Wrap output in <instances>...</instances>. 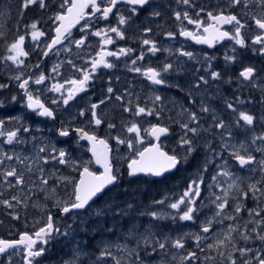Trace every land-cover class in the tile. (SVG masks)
Segmentation results:
<instances>
[{
    "label": "flooded vegetation",
    "instance_id": "af4514ba",
    "mask_svg": "<svg viewBox=\"0 0 264 264\" xmlns=\"http://www.w3.org/2000/svg\"><path fill=\"white\" fill-rule=\"evenodd\" d=\"M105 3H101L100 7L103 8ZM27 8L31 10L26 13V8H23L21 15L24 24L35 22L39 28L47 27L41 23L43 12L40 6ZM137 8V13L132 14L131 6L122 0L105 19L100 13L91 15L89 7L85 10L89 15L72 27L71 34H66L60 44L47 51L53 30L59 24V21H55V15L65 10L61 9V5L56 6L51 29H48L49 34L39 37L35 53L29 52L23 57V64L18 65L26 72L19 75V80L5 78L2 74V71L11 68L5 60V46L12 44L14 36L18 38L25 34H0V42L6 39L5 46L0 50V85H6L0 88V120L4 121L3 125H0V131L4 133L0 136V159L3 160L0 167L4 164L10 166L8 170L0 172V201L9 200L13 204V207L9 208L2 203L5 221H0V240H19L24 233L36 239L35 233L46 226L48 217L51 216L53 226L59 229V232L53 231L46 238V244L37 240L34 249L43 247L45 251L41 256L34 258L33 263L37 258L48 264L74 259L69 246L78 242L84 249L86 264H116L117 261L120 264H137L132 256L126 261L120 253L133 250L139 255L142 250L140 237L144 235L146 225L137 222L135 214L145 213L150 203L166 195H170L174 203L177 202L194 178L199 184L200 194L194 197L197 211L193 219L186 221L179 218L186 210L184 204L179 209H172L177 213L174 219H179L178 222L168 219L169 222L153 226L155 232L147 233L149 241H153L152 244H155L157 239L160 242L167 240L165 249L157 247L152 253L146 254L142 264H181L182 257L189 252H195L197 259L184 260L183 264H229L219 257L216 249H209L207 245L215 244L217 239L224 238L230 226L236 229L231 233L236 247L252 248L254 252L260 251L264 254V242L255 238L244 241L240 235L242 232H247L252 237H255L256 233L264 235V223H257L264 221V163H261L264 161V43L255 42L256 36H264V30L259 29L253 19L264 18V7L258 0H247V6L243 0L239 5H232L231 0H190L189 4H184L182 0H149L147 5ZM221 11L225 15H236L244 24L241 29V37L245 41L243 45L230 38L235 32L234 24L219 25L220 30L228 32L230 36L211 45L198 43L191 37L180 35L181 31H190L207 36L203 27L213 23L207 13L216 15ZM176 12L181 13L180 19L176 18ZM185 12L188 13L189 19L199 20L203 26L197 27L196 24L189 23V19L183 16ZM120 15L127 19L123 25L119 24ZM85 24L88 27H85ZM114 27L123 33V37L109 31ZM145 29L150 31L146 32ZM96 31L106 33L113 42L104 44L106 36H96ZM168 33L173 35L169 36ZM82 38L85 42L78 47L74 41ZM145 39L152 41L158 50L149 51L152 45L143 44ZM102 48L113 53H119L120 49L129 51L126 54L105 57L113 67H98L85 91L77 93L74 99L65 105L63 97L67 95L68 89L73 87L66 81L82 79L83 73L80 70L90 71L91 61L98 58L97 53ZM46 51L47 56L44 55ZM183 52H191L193 55L190 58L183 55ZM142 53L143 58L139 59ZM133 61H136L135 65ZM168 64H171L172 68L163 71ZM150 67L160 71V78L165 83L154 84L143 75ZM248 67L254 68L255 72L250 79H245L240 73ZM133 68H140L141 71H133ZM33 70L39 71V77L44 75L46 79L36 84V78L32 77ZM212 72L219 73V77L213 78ZM201 76L207 81L206 84L199 80ZM25 79L29 81L27 91L53 112L52 117L40 115L39 109L27 107L26 91L19 86ZM56 83L64 85L60 92L52 90L53 84ZM109 87L113 88V93L107 92ZM117 96L122 99L117 100ZM157 96L160 100H156ZM12 97L16 99L13 100ZM100 101L104 103L101 104ZM92 104L98 105L95 112L96 118L102 121L100 125L95 124ZM228 104L232 107L229 108ZM192 105L196 106L198 116L195 124L197 142L195 137V151L183 159L186 147H172L165 143L171 135L175 137L173 132L177 133L181 127L179 128V124H175L172 118L170 123L165 124L161 119L177 114L180 107L187 108ZM137 106L145 108L146 111L137 114ZM126 108L130 111H125ZM202 108H207L208 111H202ZM148 110H151L152 114H148ZM241 112L253 116V123H245L240 118ZM144 116L159 118V121H153L147 131L148 143L135 150L130 157H122L123 150L118 139L122 140L121 136L128 128L131 118ZM221 121L224 127H217ZM110 124L114 127L109 128ZM154 125L168 128V132L161 135L156 144L169 155L181 158V163L159 178L149 174L129 175L127 163L137 158V153L147 145L153 144L154 137L150 135V130ZM77 129H83L88 135L107 142L109 159L117 180L94 198L86 209L63 213L61 207L72 198L74 183L79 181L83 168L88 167L97 175L103 172L90 152L89 143L81 137ZM11 131H16L17 136L9 143L7 133ZM62 131L69 134L62 136ZM184 135L185 132L178 133L179 138ZM190 136L188 133L186 138ZM31 143H35L34 148ZM44 145L52 147L44 148ZM28 146L30 150H37L41 173L35 183L22 192L19 206H16L11 198L17 196V188L25 187L23 165H20L23 158L17 159L16 153L19 150L25 153ZM41 148L44 149L43 152L40 151ZM61 150L66 153V164L59 163L58 154ZM236 153L246 157L252 156L254 160L242 166L235 159ZM6 156H12L13 159L8 160ZM53 156L57 159L53 160ZM189 164L195 165L196 169L189 170ZM215 166L230 167L233 171H243L244 174H207V167ZM13 168L23 177V184L17 185L14 177L5 180L4 174ZM219 177H222V181ZM45 179L47 184L42 182ZM172 179L174 181L171 187ZM154 180L158 186L161 185L158 191L151 182ZM232 181L233 187L229 188ZM250 184H255L261 191L254 196L249 190ZM148 185V189H140V186L147 188ZM242 192H248V195L245 197ZM217 197L228 201L222 211L218 210L214 203ZM238 205L241 207L239 213L235 211ZM218 211L220 214L216 215ZM126 215L133 221H124L122 216ZM80 216H84L83 222H80ZM208 220L212 221V227L208 233H204L202 228ZM252 229H256V232H252ZM197 235L201 237L200 241L195 239ZM179 236L183 238L182 249L172 246V241L180 238ZM150 245L142 244V247ZM105 250L110 251L111 256L101 257V252ZM221 250L227 253L232 251V248L229 246ZM232 255L238 264L243 259L238 252H232ZM252 255L249 254L248 258ZM26 257L25 246L18 245L0 254V264H27ZM205 257L215 259L206 260ZM252 264H256V261L253 260Z\"/></svg>",
    "mask_w": 264,
    "mask_h": 264
},
{
    "label": "snow or ice",
    "instance_id": "6c2138e0",
    "mask_svg": "<svg viewBox=\"0 0 264 264\" xmlns=\"http://www.w3.org/2000/svg\"><path fill=\"white\" fill-rule=\"evenodd\" d=\"M122 2V0H100L98 3V0H63V3L61 4V9H65L62 12H59L55 15V21H59V25L56 27L55 32V38L52 40L51 44H49L47 47L49 50H51L55 45L60 44L63 39L66 38V34H71V29L76 24H79L81 20H84L89 13H87L85 10L91 7V15H95L96 13H100L102 18H107L110 13H112L113 9L116 7L118 3ZM123 2L127 3L129 6H131V13L136 14L138 11L137 6H140L141 8L144 5H147L149 3V0H123ZM184 4H189L190 0H182ZM232 5H239L242 0H231ZM245 3V6H247V0H243ZM259 4L264 7V0H258ZM39 3V6L41 8L46 7L45 0H23L22 7L27 8L32 4ZM101 3H105V6L103 8L100 7ZM203 11V9H201ZM154 15H159V13H154ZM175 16L177 19L181 18V13L176 12ZM183 16L185 19H189L188 13H183ZM207 16L209 20L213 21V23L208 24L207 26L203 27L204 33H207V36H200L198 34H195L190 31H181L180 35L185 37H191L192 39L196 40L198 43H207L211 45L217 40H223L226 37H229L230 34L226 31H221L219 25L223 24H234L235 25V32L231 35V39L235 40L237 44L243 45L245 43L244 39L241 37V29L244 27V24L241 23V21L237 18L236 15H225L223 11L220 13L214 15L212 12H208ZM255 20V24L258 26L259 29L264 30V18H256L253 17ZM127 22V19L125 16L120 15L119 16V24L123 25ZM189 23L196 24L197 27L203 26L199 20H191L189 19ZM85 27H88L87 24H85ZM31 28L33 31L31 32V36L33 40L38 39L39 37L43 36L44 33L37 30V24L32 23ZM109 31L116 33V35L123 37V33L120 32L118 28H111ZM145 31H150V29H145ZM105 35L106 33H102L101 31H96L94 35L101 36ZM169 36H172L173 33H168ZM24 41L25 36L20 35L18 38L9 46V52L12 53V55H9L7 57L8 60L13 61L16 64H23V60L20 58L23 56H27L28 53L24 50ZM84 39L76 40L74 43L79 47L84 44ZM113 41L110 37H107L104 39V44H111ZM256 43H264V36L258 35L255 37ZM143 44L149 45L151 44V48L149 51L155 52L158 49L156 48L155 44L152 41H149L147 39L143 40ZM129 50L120 49L119 53H113V52H107L104 51L103 48L100 52L97 53V59H93L91 61V70L85 71L81 69L83 76L82 79L79 80H71L66 81V83H70L73 87L68 89L67 95L63 97V103L67 105L69 101L73 100L77 93L85 91L87 88L88 82L92 79V74L97 71V68L100 66H103L105 68H112L113 65L105 59L107 56H115L119 54H126V52ZM264 51V49H262ZM185 56L192 57L191 52H183L182 53ZM45 56L48 55V52L46 51L44 53ZM143 58V53L139 57V59ZM71 63V62H70ZM133 65H135L136 61L132 62ZM172 68L171 64L165 65L163 71H168ZM56 69L54 68L53 71ZM133 71L140 72V68H133ZM255 72V69L252 67L245 68L240 75L245 79H250ZM143 75L148 78L152 83L154 84H163L165 81L161 79V73L160 71H157L154 68H147ZM213 78L219 77V73L212 72L211 73ZM15 79L19 80L20 77H16ZM46 77L44 75H41L38 79H36L35 83L40 84L42 83ZM200 81L204 82L205 84L207 81L203 76L199 78ZM29 81L25 79L22 83H20V88L24 89L26 91L27 95V107L30 109H39V114L43 116H53V112L44 106V104L36 97H34L30 92L27 91V85ZM199 86L198 84L196 85ZM6 87V85H0V88ZM64 87V85L56 83L53 84L52 90L56 92H60L61 89ZM108 93H113V88L109 87L107 89ZM13 100H15V97H12ZM117 100L122 99V97L117 96ZM156 100H160V97L157 96ZM53 103H56V101H53ZM100 103H104V101H100ZM98 107L97 104H92V115L95 121L96 125L101 124V120L96 118V112L95 109ZM228 107L231 108L232 105L228 104ZM125 111H130V109H125ZM146 111L145 108L137 106V114L144 113ZM202 111H208L207 108H202ZM148 114H152L151 110H148ZM81 115H83V112H81ZM158 115V113H157ZM240 118L247 124L253 123V116L247 114V113H240ZM189 120L193 123L198 121L197 114L195 112L189 113ZM4 121L0 120V125H3ZM114 127V125H109V128ZM182 129L185 131L184 137L181 138L180 144L182 146L186 147V153L185 157L183 159L187 158L188 154H191L193 151H195V148L193 146L192 140L186 138L187 134L191 132L192 134L197 133V127H190L189 123H184L181 125ZM217 127H224L223 122L221 121L219 124H217ZM25 131H28V129H24ZM77 132L81 133L82 138H87L88 140L93 142V154L96 156V163L101 164L103 166L104 171L97 175L96 173H93L89 170L88 167H84L83 171L80 172V179L78 182L74 183V191L73 196L68 201H66L63 206L61 207V211L63 213H69L73 210H81L86 209L90 206V202L94 201V198H97L99 195H101L104 190L107 188V186L114 184V182L117 180V175L114 174V170L112 167V164L109 159V150H108V144L105 140H98L97 137L88 135V133L84 132L83 129H77ZM130 133H137V138L139 141V132L140 129L137 127L136 124H132L131 127L127 129ZM168 132V128L166 127H160L154 125L151 129L150 134L154 136L157 140L160 138L161 135L166 134ZM69 133L67 131H62L60 135L67 136ZM4 135L2 131H0V136ZM17 132L11 131L7 133V139L8 142L11 143L14 138H16ZM118 139V138H117ZM118 143H125L123 140L118 139ZM128 147L132 148L133 144L131 141H128ZM102 146L103 151H97L96 145ZM41 152L44 151L43 148L40 149ZM55 151V149L53 150ZM6 155V154H5ZM139 159H133L131 163L128 165L130 172L129 175H135L137 173H147L154 176H160L166 171L172 170L177 167L178 164L181 163V158H178L176 155H169L168 153L164 152L158 144H153L151 147H146L143 149V151H140L137 153ZM235 159L239 162L240 165H246L249 164L254 160V157L252 156H244L240 155L238 153L234 154ZM59 163L66 164L68 163L66 159V153L61 150L59 151ZM8 160L13 159L12 156H6ZM18 159V157H17ZM53 160H56L57 157L53 156ZM3 160L0 159V163H2ZM261 163H264L262 161ZM224 176H230L231 174L227 171H222L221 173ZM5 180H7L8 177H14L16 184H23V177L21 175H18L16 170L13 168L10 171H7L5 174ZM63 179V178H62ZM215 180L216 177H213ZM44 184H47V180L42 181ZM202 182V180H201ZM11 186V185H10ZM233 185L230 184L229 188H232ZM249 190L252 192V194L255 196L257 192H260L261 189L257 188L255 184H250ZM190 193L192 194L190 196ZM200 189L199 184L197 181H192V183L189 185L188 190L184 192V194L180 197V199L172 203L170 207L172 209H179L182 204L185 205L186 210L183 211L182 215H180L181 220L190 221L193 219L194 213L197 211V208L195 206V199L194 197L199 196ZM228 193L225 191V196H227ZM243 196H247L248 192H242ZM187 198V199H186ZM13 201H18V198L16 196H13L11 198ZM219 201V202H217ZM0 203H3L7 205V207L12 208L13 204L9 200H3L0 201ZM158 203H163V201H159ZM216 207L218 210L222 211L225 209V207L228 204L227 199L221 200L220 197L216 198ZM220 211L216 213V215L220 214ZM237 213L241 211V207L238 205L235 209ZM252 212L250 211V215ZM259 215V213H256ZM150 215L154 218L158 217V214L153 212L150 213ZM257 223H264V221H257ZM212 227V221L208 220L206 224L203 226L202 231L204 233H208ZM245 228H247V225H245ZM59 232V229L54 228L52 223V217H48V222L45 227H42L39 229L38 232L35 233L36 239H33L32 236H30L27 233H24L20 236L19 240L15 241H6V240H0V254L6 253L8 249L14 248L18 245H24L27 250V264H33V259L36 257L41 256L45 249L43 247L39 249H34V246L37 243V240L43 241V243H47V237L50 236V234L53 232ZM236 231L235 228L232 226L229 227V231L224 234V238L217 239L215 244H209L207 247L209 249H216L217 253L222 260H226L229 262V264H238L237 259L233 258L232 252H238L239 256L243 259L239 261V264H252V261L255 260L256 264H264V254H262L260 251H255L252 248L242 247L238 248L236 247L234 243V238L231 235L232 232ZM252 232H256V229H252ZM241 238L244 241H249L250 239H258L261 242H264V235H261L260 233H256L255 237H252L247 232H242ZM197 241L201 240V237L197 235L195 237ZM142 240L144 243H149V237L143 236ZM167 240L164 242H160L158 239L156 240V244L158 245L159 249H165ZM172 246L176 249H182L184 248L183 238H178L174 241H172ZM231 246L232 251L225 252L222 251V248H228ZM153 251H155V248H153ZM249 254H253L251 258H248ZM101 257L104 256H111L110 251H102ZM137 259H139V256L137 255ZM197 259V254L195 252H189L186 256L182 257L183 264L184 260H195ZM206 260H214L215 257H205ZM116 264H120L119 261L116 262Z\"/></svg>",
    "mask_w": 264,
    "mask_h": 264
},
{
    "label": "rangeland",
    "instance_id": "374dc122",
    "mask_svg": "<svg viewBox=\"0 0 264 264\" xmlns=\"http://www.w3.org/2000/svg\"><path fill=\"white\" fill-rule=\"evenodd\" d=\"M20 2V3H19ZM12 3L14 4H19L18 7H14L12 6ZM22 3L23 0H0V8H1V16L3 17V21H0V32H2L3 34H25V41H24V50L29 53H35V48L38 45L39 42V38L36 40L32 39L31 36V32L33 31V29L31 28V24H24L23 20L21 18L22 12H23V7H22ZM45 4L46 7L41 8V11L43 12L42 15V24L43 26H47V27H43V28H39L37 27V30L43 32L44 34H49L48 29H51V25H52V15L54 14V9L56 6L61 5V0H45ZM37 7L39 6V3L36 4H32L30 5V7ZM16 8L18 9V12L16 13V15L18 16L17 18H13V20L11 21V23H8L6 20H8V18L13 14V10H15ZM31 10V9H29ZM28 8H26V13L29 11ZM31 15L29 14L28 17H30ZM35 23V22H34ZM47 30V31H46ZM17 39V36H14L12 38V43ZM26 42V43H25ZM6 43V39L3 40V42H0V50L3 49V47L5 46ZM6 50H5V60L7 61V64L10 65L11 68L6 69L5 71H2L3 76H5V78L7 77H11L13 80H15L16 77H19V75L21 73H26L24 71V68L18 66L19 64L14 63L11 60H8L7 57L9 55H12L11 52H9V46H5ZM24 57V56H23ZM23 57H21L20 59L22 60ZM14 65H16L14 67ZM40 75V72L37 70H33L32 71V77L38 79ZM141 106H148V104H140ZM149 108V107H148ZM190 112H195L196 113V106L192 105L189 106L187 108H182L180 107V109L178 110L177 114L172 115V117H163L161 119V122L163 124L165 123H170V119L172 118L173 122L175 124H179L178 127L180 128L182 124L184 123H189L190 127H196V122L193 123L189 120V113ZM198 117V116H197ZM159 119V118H158ZM158 119H154V118H148V117H140V118H131V120H129L128 123V128L131 127L132 124H136L139 126L140 132H139V141L137 138V133H130L127 131V129H125L123 135L121 136L122 140L125 141V143H121L122 146V157L124 158H128L130 157L132 154H134L135 150H137L138 148H142L145 144L148 143L147 141V131L150 128V126L154 123L153 121L157 122L159 121ZM137 126V127H138ZM185 132L184 129H179L177 131V133L174 131L173 134L175 135V137H173L171 135V137L169 139H167L165 141V143H167L170 146H177L179 145L182 148H185V146H182L180 144V140L181 138L178 137V133H182ZM191 134V136L188 138L190 140H192L193 145L195 143V137L198 135V133L196 134H192L191 132H189ZM263 138V137H262ZM128 141H131L133 144L132 148L128 147ZM196 142H197V137H196ZM25 146V145H23ZM22 146V147H23ZM35 143H31V147L34 148ZM48 147H52V145H44V148H48ZM37 150L33 151L29 149L28 146V150L23 153L22 150H19L16 153V156L20 159L23 158V162L20 164L21 166L23 165L22 168V174L25 178V187H21V188H17V198L18 201L20 202L21 200V195L22 192L25 191L26 189H28V186L30 184L35 183L37 176L41 173L40 172V160L38 157V154L36 153ZM25 155V156H24ZM21 162V161H20ZM124 163V161H122ZM10 168L9 165H2L0 167V172L3 173L5 170H8ZM208 171L207 174H217V175H221L219 173H221L222 171H227L229 172L231 175H235V174H244L243 171H233L230 167H226V166H215V167H207L206 169ZM216 175V176H217ZM196 177V175H195ZM222 181V177H219ZM129 179V177L127 178ZM174 179H172V181L170 182V186L172 187V183H173ZM192 181H196V179L194 180V178L189 182V184L192 183ZM233 184V181L229 183ZM16 187V186H15ZM27 187V188H26ZM159 201H163V203H158ZM19 202L14 201L16 206H19ZM174 203L171 199L170 195H166L163 198H161L160 200H157L153 203H150L149 206H147L146 208V212L145 213H136L134 218H136V221L146 225L145 227V233L143 236H147L148 232H155V229H153L152 227L158 224L164 223V222H169L168 219H171L174 222H178L179 219H174V217L177 215L176 211H173L172 208L170 207V205ZM157 213L158 217L154 218L150 215V213ZM124 221L126 222H132V218L129 217V215L126 216H122ZM80 219V222L84 221V216H80L78 217ZM142 218H145L144 220H142ZM0 221H5V215H4V209L2 207V203H0ZM185 228V227H184ZM141 236V248L142 250H140L139 253V259H137V254L135 253V251L133 250H128V251H121V255L122 258L125 259L126 261H128L130 258V256H132V259L134 261H136L137 264H142L145 262V257L146 254L152 253L153 252V248H157L158 245L152 244L153 241H149V243H144L142 240ZM181 238V236H179ZM142 244H151L150 246H143ZM69 250L71 252V254H73L75 256L74 259H68L65 260L63 262H53L51 264H86L85 263V258L83 257L84 254V249L83 247L78 243V242H74L69 246ZM141 262V263H139ZM2 264H6L5 262H3ZM7 264H21L18 262H14V263H7ZM33 264H48V262L46 263V261L41 260L40 258H37Z\"/></svg>",
    "mask_w": 264,
    "mask_h": 264
},
{
    "label": "water",
    "instance_id": "95a60500",
    "mask_svg": "<svg viewBox=\"0 0 264 264\" xmlns=\"http://www.w3.org/2000/svg\"><path fill=\"white\" fill-rule=\"evenodd\" d=\"M59 25V24H58ZM56 29V28H55ZM55 29L53 30V36H52V39H51V42H52V40L55 38V35H56V32H55ZM51 44V43H50ZM49 49H47V51H48ZM150 132H151V130H150ZM151 135V134H150ZM164 135V134H163ZM152 136V135H151ZM152 137H154V136H152ZM88 143H89V145H90V152H91V154L94 156V158L96 159V156L93 154V151H92V149H93V142L92 141H90V140H88L87 138H84ZM157 143V139L154 137V142H153V144H156ZM153 144H151V145H147L146 147H151ZM145 147V148H146ZM96 148H97V151H103V149H102V146H100V145H96ZM141 151H143V149L141 150ZM135 159H139V157L137 156V158H135ZM131 161L132 160H130L128 163H127V169H128V172H130V169H129V167H128V165L131 163ZM97 164V163H96ZM97 165H99V164H97ZM99 167H101L102 168V170L104 171V169H103V166L100 164L99 165ZM175 169V168H174ZM174 169H172V170H174ZM172 170H169V171H172ZM169 171H166L165 173H167V172H169ZM165 173H163V174H165ZM138 174H140V175H145V174H147V173H137V174H135V175H138ZM162 174V175H163ZM149 175H151V174H149ZM162 175H160V176H162ZM134 176V175H133ZM152 177H156V178H159L160 176H154V175H151ZM80 179V178H79Z\"/></svg>",
    "mask_w": 264,
    "mask_h": 264
},
{
    "label": "trees",
    "instance_id": "16d2710c",
    "mask_svg": "<svg viewBox=\"0 0 264 264\" xmlns=\"http://www.w3.org/2000/svg\"><path fill=\"white\" fill-rule=\"evenodd\" d=\"M8 1H11V0H8ZM19 3H20V2H19ZM12 6H13V8H14L15 6L18 7L19 4H18V3H17V4L12 3ZM18 9H19V8H16L15 10L12 11L13 14L8 18V20H6L8 23H11V21L13 20V18H17V17H18V16L16 15V13L18 12ZM0 21H3V17L1 16V8H0ZM0 34H3V33L0 32ZM188 169H189V170H194V169H196V166H195V165H194V166H191V165L189 164V165H188ZM151 182H152V184H153V186H154V189H155L156 191L160 190V186H161V185L158 186V183H156V180L151 181ZM143 185H144V184H143ZM149 186H150V185H148L147 188H146V186H145V187H141V186H140V189H141V190H143V189H148Z\"/></svg>",
    "mask_w": 264,
    "mask_h": 264
},
{
    "label": "bare ground",
    "instance_id": "6f19581e",
    "mask_svg": "<svg viewBox=\"0 0 264 264\" xmlns=\"http://www.w3.org/2000/svg\"><path fill=\"white\" fill-rule=\"evenodd\" d=\"M109 259V258H108Z\"/></svg>",
    "mask_w": 264,
    "mask_h": 264
}]
</instances>
